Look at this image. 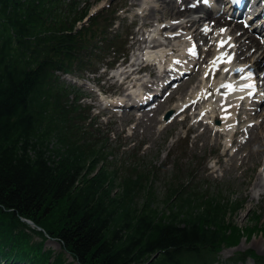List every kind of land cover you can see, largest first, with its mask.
Segmentation results:
<instances>
[{"label": "trees", "instance_id": "16d2710c", "mask_svg": "<svg viewBox=\"0 0 264 264\" xmlns=\"http://www.w3.org/2000/svg\"><path fill=\"white\" fill-rule=\"evenodd\" d=\"M83 3L0 0V264H72L65 252L81 264H214L253 230L236 224L242 202L178 178L161 204L151 170L110 168L107 138L61 80L125 46L104 11L77 28ZM48 236L60 251L44 249Z\"/></svg>", "mask_w": 264, "mask_h": 264}, {"label": "rangeland", "instance_id": "374dc122", "mask_svg": "<svg viewBox=\"0 0 264 264\" xmlns=\"http://www.w3.org/2000/svg\"><path fill=\"white\" fill-rule=\"evenodd\" d=\"M86 1L92 3V13L109 3H111L109 6L111 10L121 8L116 14L120 18L116 27L119 29L122 25L124 26H122L121 32H125L123 38L128 40L127 49L129 50L125 62L122 58L115 63V69L122 68L123 65L134 60L133 52L140 47L137 43L138 38L149 36V31L143 30L146 20L143 14L148 4L142 6L143 3L140 0L135 5L132 4L133 0ZM141 9L142 12H138ZM127 32L131 33L129 37H127ZM64 79L73 88L88 96L82 102L84 105L92 106L95 116L104 114L101 118L96 116L99 123L98 137L103 140L108 136L105 149L108 151L107 161L110 163L111 169H118L120 175L131 173L130 169L144 174L151 170L150 185L156 191L157 199L160 202L168 191L169 183L174 180L175 167L181 170L177 175L184 181L186 189L197 187L200 191L209 194H221L231 200L242 201L243 204L235 215L236 224L244 229L251 226L253 230L251 233L244 231L237 245L224 246L218 252L219 262L215 264H259L253 259L237 262L232 260V257L239 252H253L264 256V250H262L264 249V192L255 195L257 188L255 182L258 178L256 176L263 168L264 154L260 156L259 160L251 159L244 162L243 155L246 154V150H241L237 159L239 167L233 168L231 167L232 155L230 152L232 153L234 148L230 150L226 148L224 136L216 139L214 134L207 136L204 133V125L199 123L200 118L207 121L204 116L192 112L187 118L183 115L174 116L169 121L163 122L164 112L175 107L177 98L183 96L182 94L190 89L191 81L184 80L177 91L173 93V97L165 99L158 106L159 110L155 115L158 118L156 126L148 128L147 116L144 117L143 124L138 122L143 116L142 111L136 112L134 115L114 113V109H107L98 104L100 102L99 95L95 90H92L93 86L97 84L107 91V95L102 96L107 97L106 99L117 98L125 91V85H120V80L113 83L114 79L109 78V72H104L102 69L92 77L64 76ZM150 114L153 112L150 111ZM175 118L178 119H176L178 122H175ZM245 126L248 125L245 124ZM255 212L260 215L257 226V221L254 220ZM43 246L44 249L59 251L62 244L58 240L48 238ZM65 257L67 262L81 264L67 252Z\"/></svg>", "mask_w": 264, "mask_h": 264}, {"label": "bare ground", "instance_id": "6f19581e", "mask_svg": "<svg viewBox=\"0 0 264 264\" xmlns=\"http://www.w3.org/2000/svg\"><path fill=\"white\" fill-rule=\"evenodd\" d=\"M151 1V6L148 7L144 15L146 18L144 25H156L154 31L157 32V35H152L151 38L150 36L139 37L137 43L140 48L145 44V47L141 49L147 50L145 53L147 58L155 60V62L144 63L140 58L130 61L127 65L130 68L118 73L120 77H123L122 84L130 79L133 80L136 74L147 70V73L136 77V83H140L148 75L154 77L152 76L151 81L144 82V93L139 91L137 95L145 94L143 97H150L152 92H157L158 89L156 62L162 63L165 60L167 68L165 71L167 76L161 83L171 77L172 72L178 73L184 67H186L184 69H189L191 66L189 64L194 62V74L188 79L192 84L190 89L182 94L184 97L177 98L175 104L177 111L175 110L173 115L178 113L187 118L192 110L198 109V115L207 116V123L200 119L207 136L214 134L216 139H219L227 132L229 143L235 142L236 135L245 132L244 123L250 119L247 106L255 104L246 102L248 104L243 105L244 102H241V99L254 101L256 98L254 90L264 85V76L262 77L264 75V71H262L264 70V43L252 36L249 29H243L242 23L237 22L232 25V21L226 16L218 14L215 17V14L209 9L205 10L206 17L197 15L196 13L200 11L202 5H191V0H181V3L178 0ZM138 3V0L132 1L133 5ZM157 11L161 13L159 14ZM210 18L215 22L211 24L212 21H210V25H207L205 21ZM202 21L203 23H201ZM222 29L225 31H221ZM198 38H201L208 46L204 56L200 45L196 44ZM221 42H224L223 47L220 46ZM241 69L243 71H240ZM171 70L172 72L169 74L168 72ZM112 78L117 81V74H114ZM135 87L136 85L132 88ZM133 92L135 91L132 90L119 97L121 102L118 103H123L127 99L135 100L136 96L133 95ZM170 96L173 97V92ZM114 103L116 102L114 101ZM154 103L157 104L158 101ZM151 110L153 111L152 115L149 112L144 113L143 118L138 121L143 124L144 117L147 116L148 128L156 126L158 121L155 115L159 108ZM216 114L219 116L220 123L212 126L210 123L212 119H217ZM259 117H261L260 122L248 130L247 141L242 143L232 155L231 167H239L237 159L239 151L242 149L246 150V154L243 155L244 162L251 159L259 160L260 156L264 154V113ZM235 122L240 124L237 128L234 127ZM256 177L258 178L255 182L257 187L255 195L264 192V165Z\"/></svg>", "mask_w": 264, "mask_h": 264}, {"label": "snow or ice", "instance_id": "6c2138e0", "mask_svg": "<svg viewBox=\"0 0 264 264\" xmlns=\"http://www.w3.org/2000/svg\"><path fill=\"white\" fill-rule=\"evenodd\" d=\"M205 3H207V0H205ZM221 31H225L224 29H222ZM223 45H224V42H221V47H223ZM219 59V58H218ZM230 62V61H229ZM213 63L215 64V61H213ZM240 71H243V69H241ZM249 75H251V74H249Z\"/></svg>", "mask_w": 264, "mask_h": 264}, {"label": "water", "instance_id": "95a60500", "mask_svg": "<svg viewBox=\"0 0 264 264\" xmlns=\"http://www.w3.org/2000/svg\"><path fill=\"white\" fill-rule=\"evenodd\" d=\"M170 115H171V112H169V113L166 115V118L168 119ZM29 223L34 224L32 221H29ZM34 225H35V224H34Z\"/></svg>", "mask_w": 264, "mask_h": 264}]
</instances>
